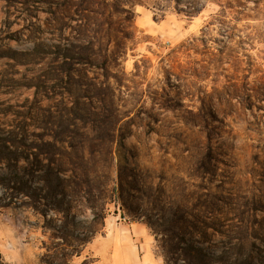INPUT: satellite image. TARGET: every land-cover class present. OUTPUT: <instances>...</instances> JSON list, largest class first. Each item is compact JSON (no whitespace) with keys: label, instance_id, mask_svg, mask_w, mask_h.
I'll return each mask as SVG.
<instances>
[{"label":"rangeland","instance_id":"obj_1","mask_svg":"<svg viewBox=\"0 0 264 264\" xmlns=\"http://www.w3.org/2000/svg\"><path fill=\"white\" fill-rule=\"evenodd\" d=\"M0 152V264H264V0H0Z\"/></svg>","mask_w":264,"mask_h":264},{"label":"trees","instance_id":"obj_2","mask_svg":"<svg viewBox=\"0 0 264 264\" xmlns=\"http://www.w3.org/2000/svg\"><path fill=\"white\" fill-rule=\"evenodd\" d=\"M193 13V11L191 12ZM189 13V14H191ZM195 14V13H194ZM86 39V38H85ZM100 44V41H98ZM81 41H79V46H84V48L86 50L92 51L94 48V42L93 40L87 37V40L85 42L86 45H82ZM91 46V47H89ZM109 49L106 51L108 53ZM91 53V52H90ZM64 58H66L65 62H69L72 61L75 65H79L81 66L82 64L85 65V63H91V59L89 58H81L79 55H77L76 57H66L65 55L63 56ZM89 57V56H88ZM107 58V54L106 57ZM72 65V64H71ZM103 66H106V59L103 62ZM106 86L108 87V90H105L104 92L101 91H94L92 90V88L88 89V90H84L83 92H81V97H79L77 100V104L79 106V108H77V112H78V117H86L87 119H90V117H94L96 116L95 112L97 111L98 113H102V117H99V120H101L100 122L102 123V125L104 126V130H100L102 131V133H98L97 137L101 140V149H100V154L102 156V168H101V173L102 176L104 177V182L105 185L103 184V186L101 187V194L104 196L103 197V205L100 207V212L101 213H105V206H107V202H108V197L107 195L109 194V188H110V178L112 176L113 173V169L115 168V162H116V153L115 150L118 147V138L120 136H118L117 134V129H118V124L121 120L120 119V115L119 112L120 110L118 108H116L115 106V102H114V93L115 90H112L109 83L106 84ZM68 93L70 92H74L72 91V87H68L67 89ZM94 99H97V102H99V104H94L93 101ZM86 100H91L92 103L94 105H97L99 107H94L93 110L89 111L86 109H83V107H87L86 104ZM88 108V107H87ZM88 111V112H87ZM91 115V116H90ZM2 148L8 150L7 153H10L11 150L8 148L7 145L2 146ZM94 151L95 149L91 151L93 157H94ZM208 158H212V155H214V153L218 150L215 149V147L213 146V142L212 141H208ZM12 155V152H11ZM8 154L4 155L1 154L0 152V158L2 161L5 162H9L11 156ZM84 165L86 163H83ZM84 173H87L86 170H84ZM251 200V199H250ZM251 202L256 203L255 201L251 200ZM253 205V204H252ZM256 210V209H253ZM82 264H87V261H85Z\"/></svg>","mask_w":264,"mask_h":264},{"label":"crops","instance_id":"obj_3","mask_svg":"<svg viewBox=\"0 0 264 264\" xmlns=\"http://www.w3.org/2000/svg\"><path fill=\"white\" fill-rule=\"evenodd\" d=\"M130 238L133 241V237L131 235ZM84 259H90V258H84ZM93 260H96L99 264H138L137 261H131V260H112V259H93Z\"/></svg>","mask_w":264,"mask_h":264},{"label":"bare ground","instance_id":"obj_4","mask_svg":"<svg viewBox=\"0 0 264 264\" xmlns=\"http://www.w3.org/2000/svg\"><path fill=\"white\" fill-rule=\"evenodd\" d=\"M206 152H207V151H206ZM203 153H204V152H203ZM206 154H207V153H206ZM204 160H205V159H204ZM250 190H251V189H249L248 191H250ZM248 191H247V192H248ZM250 193H253V192H250ZM252 197H253V196H252ZM257 200H258V198H257ZM257 202H258V201H257ZM258 203H259V202H258ZM260 204H261V203H260ZM213 218H214V217H213ZM213 218H212V219H213Z\"/></svg>","mask_w":264,"mask_h":264}]
</instances>
